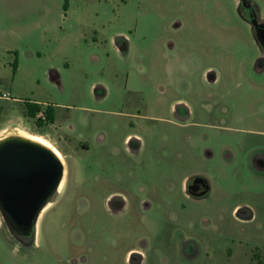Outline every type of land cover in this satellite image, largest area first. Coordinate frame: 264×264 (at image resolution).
Returning a JSON list of instances; mask_svg holds the SVG:
<instances>
[{
	"label": "rangeland",
	"instance_id": "rangeland-1",
	"mask_svg": "<svg viewBox=\"0 0 264 264\" xmlns=\"http://www.w3.org/2000/svg\"><path fill=\"white\" fill-rule=\"evenodd\" d=\"M241 1L71 0L40 54L15 53L16 84L57 125L18 120L7 133L57 148L65 173L32 239L0 212V264L264 258V49ZM197 175L211 184L199 198L184 182Z\"/></svg>",
	"mask_w": 264,
	"mask_h": 264
},
{
	"label": "crops",
	"instance_id": "crops-1",
	"mask_svg": "<svg viewBox=\"0 0 264 264\" xmlns=\"http://www.w3.org/2000/svg\"><path fill=\"white\" fill-rule=\"evenodd\" d=\"M250 1L259 7L255 0ZM71 8L72 4H69L68 9L64 8V0H0V139L9 135L7 131L12 122H33L30 106L48 105L54 116L50 126L57 125L56 111L52 105L39 98V93L30 90L28 86L16 84L22 66L20 54L15 53L25 47L26 52L32 56L35 52L40 54L46 40L63 32ZM48 73L52 83H61L62 75L58 68L52 66ZM13 89H17L19 95L12 97ZM4 91H9L10 95L3 96ZM30 95L36 98L27 99ZM187 180L188 177L184 182L187 183Z\"/></svg>",
	"mask_w": 264,
	"mask_h": 264
},
{
	"label": "water",
	"instance_id": "water-1",
	"mask_svg": "<svg viewBox=\"0 0 264 264\" xmlns=\"http://www.w3.org/2000/svg\"><path fill=\"white\" fill-rule=\"evenodd\" d=\"M256 26L264 44V22ZM64 173L65 164L48 146L21 135L0 140V212L12 232L35 237L39 217L58 191ZM192 180L197 184L190 189L193 195L210 191L206 178Z\"/></svg>",
	"mask_w": 264,
	"mask_h": 264
},
{
	"label": "trees",
	"instance_id": "trees-1",
	"mask_svg": "<svg viewBox=\"0 0 264 264\" xmlns=\"http://www.w3.org/2000/svg\"><path fill=\"white\" fill-rule=\"evenodd\" d=\"M69 4H70V0H64V8L65 9H68L69 7ZM248 6L249 8H251V10L253 11V16L250 17L246 10H245V7ZM240 11L241 13L246 17L248 18L249 20H251L252 22V25H253V28L255 29V32H256V36H257V39L259 41V43L261 44L262 48L264 49V44L262 42V40L260 39L259 37V34L257 32V26H256V23H262L259 19V14H258V8L257 6L250 0H242L241 1V4H240ZM37 108L35 106H30V115L32 116H35L36 112H37ZM53 114L51 111H48V119L49 120H53ZM253 262L252 264H264V258L259 254V253H254L253 254ZM255 260H257L256 262H254Z\"/></svg>",
	"mask_w": 264,
	"mask_h": 264
},
{
	"label": "flooded vegetation",
	"instance_id": "flooded-vegetation-1",
	"mask_svg": "<svg viewBox=\"0 0 264 264\" xmlns=\"http://www.w3.org/2000/svg\"><path fill=\"white\" fill-rule=\"evenodd\" d=\"M245 10L247 12V14L252 17L253 16V11L251 10V8H249L248 6L245 7ZM36 108L38 109L35 116H32L33 117V122L32 121H27V123H29L31 125V127H34V128H42L44 126V124L38 119L36 118L37 115H40V114H45L47 115L48 117V111L49 110V107L44 110L43 112V105H40V106H36ZM41 118V116H40ZM9 136V135H8ZM7 137V136H6ZM5 138V137H4ZM3 139V138H2ZM1 140V139H0ZM57 149V148H56ZM57 151L61 154V152L57 149ZM194 177H204L206 178L205 176H202V175H197V176H193L191 178H188L187 180V183H186V189L190 192V189L192 187H197V184L194 183V181L192 180ZM207 179V178H206ZM192 180V181H191ZM190 194L196 198H199V197H202V196H195L193 195L191 192ZM206 195V194H205ZM203 195V196H205ZM17 236L21 237V238H24V239H32V234L31 233H22V234H16Z\"/></svg>",
	"mask_w": 264,
	"mask_h": 264
},
{
	"label": "bare ground",
	"instance_id": "bare-ground-1",
	"mask_svg": "<svg viewBox=\"0 0 264 264\" xmlns=\"http://www.w3.org/2000/svg\"><path fill=\"white\" fill-rule=\"evenodd\" d=\"M21 136H24V137L30 138V139H32V140H35V141H37V142H40V143H42V144L48 146L49 148H51V149H52V150H53V151H54V152H55V153L61 158V160H62L63 163L65 164V160L62 158L61 154L57 151V149H56L54 146L49 145V144H47L46 142H44L43 140H41V139H39V138H36V137L27 136V135H25V134H22ZM63 181H64V180H62V182H61V184H60V186H59V188H58V192H61V189H62V187H63ZM49 205H50V202L45 206V208L43 209V211H42L40 217H41L42 214L48 209Z\"/></svg>",
	"mask_w": 264,
	"mask_h": 264
},
{
	"label": "built area",
	"instance_id": "built-area-1",
	"mask_svg": "<svg viewBox=\"0 0 264 264\" xmlns=\"http://www.w3.org/2000/svg\"><path fill=\"white\" fill-rule=\"evenodd\" d=\"M9 95H10V92L9 91H4L3 92V96L8 97ZM47 108H48V105H43V112ZM40 116H41V118H40ZM36 118H38L44 124V126L51 124V120L48 119L46 113L45 114L43 113V114L37 115Z\"/></svg>",
	"mask_w": 264,
	"mask_h": 264
}]
</instances>
